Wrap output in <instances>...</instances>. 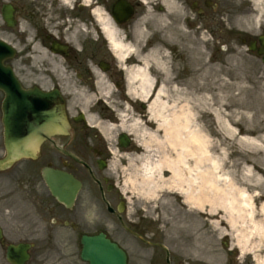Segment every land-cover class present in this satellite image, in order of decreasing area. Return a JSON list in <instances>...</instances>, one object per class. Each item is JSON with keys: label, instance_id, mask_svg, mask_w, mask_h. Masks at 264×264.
Segmentation results:
<instances>
[{"label": "flooded vegetation", "instance_id": "flooded-vegetation-1", "mask_svg": "<svg viewBox=\"0 0 264 264\" xmlns=\"http://www.w3.org/2000/svg\"><path fill=\"white\" fill-rule=\"evenodd\" d=\"M176 2L183 27L195 37H206L203 50L211 62L248 56L264 66V0ZM149 3L39 0L38 12L29 15L18 8L17 38L25 47L10 65L23 90H38L64 107L69 133L47 141L36 160L0 172L3 261L9 246L24 244L30 246L27 264H85L79 253L83 236L105 233L127 251L129 264H264V239L238 241L229 234L221 240L165 238V194L160 192L156 200L142 198L128 182V160L138 156L140 148L123 125H130L135 116L149 123L148 98L130 93L137 83L130 72L144 65L151 53ZM98 10L114 16L126 48L115 47L105 36ZM28 38L30 45L25 43ZM4 98L0 92V159L6 156ZM45 169L52 183L55 172L73 177L74 184L63 193L67 202L50 189ZM252 194L259 198L255 210L261 211L264 195ZM169 198L187 213L177 215L178 228L184 222V227L200 225L206 231L209 205L198 212L178 195Z\"/></svg>", "mask_w": 264, "mask_h": 264}, {"label": "bare ground", "instance_id": "bare-ground-1", "mask_svg": "<svg viewBox=\"0 0 264 264\" xmlns=\"http://www.w3.org/2000/svg\"><path fill=\"white\" fill-rule=\"evenodd\" d=\"M164 3L169 8H172V4L176 5L174 0H164ZM97 16L114 46L125 47L110 17L101 12ZM146 64L130 72V79L137 81L131 86L130 92L143 99L149 97V116L155 126L153 131L141 121L133 119L129 127L134 128L145 153L138 166H131V173L127 176L133 185L134 195L156 200L160 192H176L190 210L209 205L213 215L210 223L215 229H221V222L214 219L220 211L223 214L220 218L222 223L228 224L231 235L238 241L254 237L264 239V223L255 220L252 198L244 187L237 184L232 171L227 170L226 162L220 156H215L216 141L210 137L207 125L202 121L204 114L209 111L227 135L239 137L219 109L209 104L214 100V95L210 83L206 81L208 69L192 70L187 81L189 86L183 90L185 96L179 95L176 101L170 103L166 84L161 83L157 87L151 75L150 62ZM157 69L169 77V67L162 60L158 61ZM181 91L177 89L178 93ZM191 102L196 105L193 106ZM244 115L249 116L247 113ZM247 130H253L252 126ZM239 141L244 145L257 146L264 152L263 136L244 135L239 137ZM254 169L244 167L245 178L248 181L250 178L262 181ZM164 173H168L169 177H163Z\"/></svg>", "mask_w": 264, "mask_h": 264}, {"label": "rangeland", "instance_id": "rangeland-1", "mask_svg": "<svg viewBox=\"0 0 264 264\" xmlns=\"http://www.w3.org/2000/svg\"><path fill=\"white\" fill-rule=\"evenodd\" d=\"M153 1L156 2V5H150L148 23L149 38L153 50L150 64L152 65V75L157 81V87L161 83L166 84L168 89L167 99L170 103L176 101L179 95L185 96L183 90L189 86L187 81L192 70L206 68L208 69L206 81L210 83L214 95V100L209 103L210 106L219 109L225 121L230 122L234 129H245L247 131L246 135H250L247 128L251 125L257 133L263 135L264 72H262V66L256 65L253 59L246 56L234 57L235 59L230 58L226 65H223L220 61L211 63L210 55L202 51V48H204L203 40H199L184 29L182 22H180L181 13L177 5L172 4V8H169L163 3L164 0ZM58 2L62 4L59 0ZM8 3L20 7L22 14L29 15L38 12L39 0H0V40L17 47L18 51L23 50L25 44L20 45L18 43V31L14 28H8L2 19V6ZM160 5L164 10H159ZM28 40L30 39L28 38ZM25 43L29 45L30 41H25ZM26 56H29V54L24 55V57ZM26 60L28 61L29 57ZM159 60H162L169 67V77L157 69ZM177 89L182 90L181 94L177 92ZM191 103L193 106L196 105L194 102ZM207 112L204 114L202 121L207 125L208 133H211L212 137L217 140V144L214 146L215 156H220L226 162L227 170L232 171L239 186L250 191H264V152L259 150L257 146L244 145L234 137L227 135L217 119L209 111ZM245 113L249 116L244 115ZM131 129L135 132L133 127ZM228 136L232 140L229 141L228 148L224 150L218 144L222 143L219 139L224 137L225 141ZM262 145L264 147V143ZM140 151L143 152L142 149ZM133 161L137 164L140 163L139 158H134ZM244 167H254V172L259 175L262 181H257L254 178H250L248 181L245 178L247 176ZM169 199L173 200L172 198ZM169 206L170 208L166 206L168 210L165 216L166 223L169 222L165 231L166 238L204 237L220 239L224 227L229 228L226 224L221 223V229H215L209 222H206V231H202L203 228H191L189 224L184 227L183 222V228L179 230L177 215L180 211L181 214H184L185 211L174 207L172 202L169 203ZM185 214L187 213L185 212ZM87 217H92V215H87ZM214 219L221 222L218 216H215ZM200 234L202 236H199Z\"/></svg>", "mask_w": 264, "mask_h": 264}, {"label": "water", "instance_id": "water-1", "mask_svg": "<svg viewBox=\"0 0 264 264\" xmlns=\"http://www.w3.org/2000/svg\"><path fill=\"white\" fill-rule=\"evenodd\" d=\"M12 10L4 9V21L8 26H14L15 22L12 18ZM15 56V50L7 43L0 41V89L7 93L6 106H13L12 111L15 117L23 119L28 116L31 120L27 126L36 130L34 133H7L6 148L8 157L0 162V169L11 166L16 160L33 157L40 148L43 141L53 134H57L58 130L66 126V118L63 111L56 107L50 112L40 113V102L27 103L23 101H15L10 97L7 88L20 89L18 82L10 68L4 66V62ZM8 108V107H7ZM10 110L7 111V117L12 116ZM14 122V117H13ZM9 121V120H8ZM13 124V123H12ZM82 258L90 264H126L125 253L115 244L111 243L105 235L96 237H84L83 239ZM11 259L15 264L23 263L28 255L24 247L11 248Z\"/></svg>", "mask_w": 264, "mask_h": 264}]
</instances>
